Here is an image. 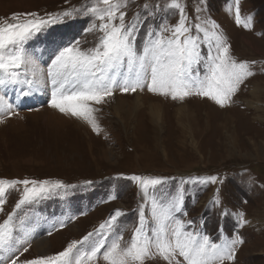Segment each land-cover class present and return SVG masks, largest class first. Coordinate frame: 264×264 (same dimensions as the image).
<instances>
[{"label":"rangeland","instance_id":"374dc122","mask_svg":"<svg viewBox=\"0 0 264 264\" xmlns=\"http://www.w3.org/2000/svg\"><path fill=\"white\" fill-rule=\"evenodd\" d=\"M169 2L131 0L127 18L142 11L143 4L166 8ZM94 3L95 0H0V18L29 12L47 18L49 13ZM180 3L186 6L190 22L194 23L198 15L214 20L219 25L217 31L231 44L233 56L238 60H255L257 74L223 108L199 96L173 101L146 88L139 93L117 91L108 103L97 106L101 108L97 114L99 133L83 121L49 107L48 83L33 87L34 103L13 107L16 114L0 123V179L61 181L70 187L17 210V223L22 222L23 229L14 235L23 238L24 228H28L25 225L37 219L45 229L42 236L49 242L44 252L36 253L34 239L30 237L29 252L21 259L62 251L72 240H82L98 229L116 209L127 213L119 218V227L124 240H129L137 224L135 210L144 203L137 183L129 177L141 175L169 178L154 193L157 198H169L181 180H187L183 201L187 216L181 218L193 221L189 230L200 231L216 243H221L222 238L241 236L245 242L237 246L235 260L225 264H264V35L260 34L264 33V0H240L241 19L252 16L251 28H245L243 23L237 25L235 10H231L235 0ZM164 18L175 24L179 15L174 10L159 11L154 23H161ZM92 20L80 17L69 25H53L38 40L30 42L32 48L27 45L28 51L43 69L50 62L45 63L44 50L54 37L65 41L79 38L84 47H92L100 35L84 31ZM143 35L142 30L138 46ZM40 53L38 59L36 55ZM19 86H0L6 103L16 106L6 97ZM26 88L21 85L18 94ZM116 98L124 101L117 113L112 107ZM153 110L160 113L151 114ZM208 176L220 180L205 184L189 179ZM217 189L219 205L213 203ZM112 195L118 198L109 200ZM19 199L20 191H9L0 223ZM239 212L245 213L248 221L243 226L238 224ZM69 217L73 218L70 222ZM61 221L66 222V227L59 226ZM88 244L85 242L82 250H88ZM11 255L0 249V261Z\"/></svg>","mask_w":264,"mask_h":264},{"label":"snow or ice","instance_id":"6c2138e0","mask_svg":"<svg viewBox=\"0 0 264 264\" xmlns=\"http://www.w3.org/2000/svg\"><path fill=\"white\" fill-rule=\"evenodd\" d=\"M130 2L95 0L91 6L85 4L81 8L49 13L47 18L34 12L0 18V86L26 85L28 91L21 90L20 95L27 96L36 85L50 83L48 106L83 121L99 133L97 114L101 108L97 106L108 103L117 91L127 94L146 88L173 101L199 96L223 108L257 74L255 60H238L233 56L231 44L217 31L219 25L214 20L201 19L198 15L194 23L190 22L186 6L180 0H170L166 8L158 4L149 8L143 4L142 11L128 19ZM168 10L178 13L175 24H169L166 18L154 23L159 11ZM80 17L93 18L84 31L100 33L94 45L84 47L79 38L65 41L54 37L50 62L46 71L41 69L27 45L38 40L51 26L69 25ZM235 20L245 28L253 26L252 16L241 19L240 0H235ZM142 30L144 35L138 46ZM15 114L13 106L0 95V123ZM129 179L137 183L144 201L135 210L138 219L129 240H124L119 227V218L127 213L116 209L98 229L87 233L82 240H72L62 251L24 259L21 257L31 246L30 233L24 232L23 238L14 235L23 229L22 222L17 223V210L70 186L61 181L0 179V213H5L9 191H20L13 211L7 212V218L0 223V249L12 253L0 264H225L235 260L237 246L245 242L241 236L222 238L221 243H216L200 231L189 230L193 221L181 218L187 216L183 208L187 180H181L174 195L157 198L154 193L169 178L132 175ZM189 179L205 184L220 180L217 176ZM21 185L22 190L17 187ZM219 191L216 190L213 199L217 205L221 203ZM117 198L112 195L109 200ZM236 215L239 226L248 223L245 213ZM59 226L66 227V222L61 221ZM51 234L49 231L48 235ZM85 242H89L88 250H82Z\"/></svg>","mask_w":264,"mask_h":264},{"label":"bare ground","instance_id":"6f19581e","mask_svg":"<svg viewBox=\"0 0 264 264\" xmlns=\"http://www.w3.org/2000/svg\"><path fill=\"white\" fill-rule=\"evenodd\" d=\"M19 87H18V89H19ZM18 89L10 92V94H9L10 98H8L9 97L8 96V97H6V99H9L10 101H12L16 105V107L17 106H23L21 103H24V102H25V105H28V104H31L34 102V100H35V98H33L34 90L31 91L32 95L29 94L27 96H21L17 92ZM35 89H36V87H35ZM24 91H28V88H26ZM35 93H38V92H35ZM137 93H139V92H137ZM11 94L14 96L13 99H12ZM34 97H36V96L34 95ZM123 104H124L123 100H118V98H116V101H114V104L112 106L113 110H115L114 112L117 113L122 108ZM155 113L159 114L160 112H158V110L157 111L153 110L151 112V114H155ZM188 114H190V113H187L186 115H188ZM25 226H27L28 228H24V232L30 233V237L34 239V250H35L34 252H36V253L44 252L47 249V246L49 243L48 239L44 238L42 236V234L45 233V229H43L44 227L41 225V223L37 219H35V220L33 219V220L29 221Z\"/></svg>","mask_w":264,"mask_h":264},{"label":"crops","instance_id":"0c3cea01","mask_svg":"<svg viewBox=\"0 0 264 264\" xmlns=\"http://www.w3.org/2000/svg\"><path fill=\"white\" fill-rule=\"evenodd\" d=\"M231 10H235V7L231 8Z\"/></svg>","mask_w":264,"mask_h":264}]
</instances>
